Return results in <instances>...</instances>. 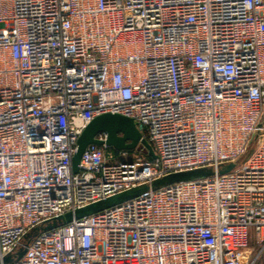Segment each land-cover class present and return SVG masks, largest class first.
<instances>
[{"label": "built area", "instance_id": "1", "mask_svg": "<svg viewBox=\"0 0 264 264\" xmlns=\"http://www.w3.org/2000/svg\"><path fill=\"white\" fill-rule=\"evenodd\" d=\"M103 113L154 157L99 131L73 172ZM0 264H264V0H0Z\"/></svg>", "mask_w": 264, "mask_h": 264}, {"label": "water", "instance_id": "2", "mask_svg": "<svg viewBox=\"0 0 264 264\" xmlns=\"http://www.w3.org/2000/svg\"><path fill=\"white\" fill-rule=\"evenodd\" d=\"M99 131H105L107 133L105 143L113 149H132L137 145H141L143 148H145L146 153L149 156L154 157L152 147L144 138L141 137L140 132L137 130L131 118L118 113H103L92 118L78 136L76 151L71 159L73 172L78 170L79 159L85 147L90 143H102L100 140L94 137ZM243 155L244 152L232 162L222 165L218 169V172L224 173L230 171ZM214 173L215 169L211 166L168 173L160 177H156L149 182L137 184L125 190L109 195L103 199L91 202L82 207L75 208L74 210L66 211L61 216L60 221L65 223L75 218L93 214L133 198L149 189H156L178 181L204 178L211 176ZM51 225L52 224L45 225L44 228H48ZM22 252L23 247H20L16 253V257L20 256ZM10 260V256L3 258V262L6 263Z\"/></svg>", "mask_w": 264, "mask_h": 264}, {"label": "rangeland", "instance_id": "3", "mask_svg": "<svg viewBox=\"0 0 264 264\" xmlns=\"http://www.w3.org/2000/svg\"><path fill=\"white\" fill-rule=\"evenodd\" d=\"M132 151H137L139 153L146 154L145 148H143L141 145H137L134 148L129 149V152H132ZM201 167H205V166H200L198 168H201Z\"/></svg>", "mask_w": 264, "mask_h": 264}, {"label": "trees", "instance_id": "4", "mask_svg": "<svg viewBox=\"0 0 264 264\" xmlns=\"http://www.w3.org/2000/svg\"><path fill=\"white\" fill-rule=\"evenodd\" d=\"M148 156V155H147ZM148 158H150L149 156H148Z\"/></svg>", "mask_w": 264, "mask_h": 264}]
</instances>
